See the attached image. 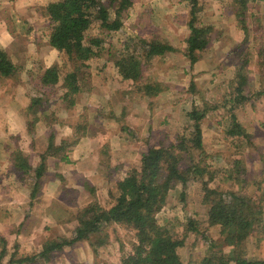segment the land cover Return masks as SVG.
I'll return each mask as SVG.
<instances>
[{
    "label": "rangeland",
    "instance_id": "1",
    "mask_svg": "<svg viewBox=\"0 0 264 264\" xmlns=\"http://www.w3.org/2000/svg\"><path fill=\"white\" fill-rule=\"evenodd\" d=\"M197 1L199 11L196 25L212 28L210 45L198 57L200 63L197 61L190 65L184 55L190 18V7L185 0H132V6L123 18L126 33L117 31L99 35L96 24L87 32L89 36H100L104 40L103 52L98 59L88 62V76L81 84L82 92L73 97V105L72 97L63 98L61 85L42 87L38 73L43 68L38 70L40 67L35 68L32 63L23 68L24 57L17 59L15 65L18 71L15 77H1L0 82H4L7 88L9 85L22 86L25 93L16 94L15 100L17 107L29 118L32 114L28 112L27 106L35 98L41 100V104L35 107L38 112L33 115L40 121L38 124L42 121L47 123L45 127H34V136H29L31 143L24 146L31 153L27 155L29 163L37 166L38 156L50 138L59 146L63 141L69 142L76 131L81 137L75 146L66 149L69 159L67 163L59 162L56 157L46 162L45 182L51 180L50 183L61 185L64 189L60 194V203L54 194L52 204L59 205L65 213L63 222H67H56L62 220V217H56L51 212L44 234L39 230L41 234L35 237V241L22 244L23 250L32 252L27 255H20L18 246L14 249L17 245L14 237L8 243L0 234V252L2 249L9 252L2 260L0 258V264H8L10 258L16 261L38 254L35 251L42 248L45 242L69 236L76 228L79 213L90 204L108 209L117 194L118 180L139 168L142 150L176 145L177 137L182 132L183 136H190L191 130L184 128L188 122L186 114L192 106L201 109L204 106H217L216 110L208 113L201 127L205 133L203 154L195 152L193 156L196 161L200 160L202 167L208 166V172L214 173L208 186L220 192H238L254 200L264 198V63L261 58L264 57V0H246L245 8L240 5V0ZM3 5L0 0V21L3 19L2 14H9L6 5ZM44 8L34 7L35 14L37 12V16L41 15L35 17L34 21L18 24L14 12V22L8 20V34L12 40L19 33L22 35L17 38L19 44L31 43L32 46H29L33 51H36L39 44L37 54L40 58L50 56L44 49V42H48L51 30L48 21L42 16ZM237 12H243L247 32L242 31V24L238 23L241 17ZM36 28L38 31L35 32ZM140 40L160 41L175 48L174 52L155 58L145 66L143 79L160 88L155 97H146L139 89L128 88V84L122 82L118 74L116 78L112 77L116 71L113 62L127 47L138 44ZM103 60L109 63H103ZM56 61L58 63L55 65L60 66L63 75L71 69L60 55ZM194 65L196 69L193 72ZM240 66H243L242 74L246 77L242 93L246 102L236 106L226 102L230 98V91L236 87V70ZM32 68L36 71H32ZM223 103L225 108L218 106ZM231 106L236 107L230 110ZM231 114L243 125L248 135L244 140L235 141L224 134V130L229 127ZM112 119H115L117 129L111 131L103 124ZM138 120L140 124L146 125L145 130L137 127L139 125L135 122ZM149 126L151 129L146 131ZM110 131L112 133L108 137ZM116 132L119 143L114 145L110 137H114ZM18 136L23 137L19 133L8 132L1 136L0 166L5 167V170L9 167L8 173L12 174L8 175L4 185L10 186L17 181L19 186L24 187L33 183L32 174L17 173L15 177L9 157L11 152L23 147L16 140ZM75 149L79 152L74 155ZM185 158L184 165L188 163V157ZM226 170H231L234 176H229ZM168 196L156 219L159 224L167 226L176 238L184 240V246L178 254L182 264H201L206 255L210 254L208 249L213 242L216 244L213 252H219L224 258L232 254L220 227L208 226L206 223L208 207L202 204V180L190 182L183 202H180L179 187L173 188ZM16 200L19 203L26 202L25 194L19 191ZM261 205L264 212V199ZM26 211L14 220L15 224L22 220ZM189 222L194 223L195 232L188 231ZM13 228H16L15 225ZM83 241L85 245L75 243L49 255L48 262L38 261L33 264H121V259L132 253L135 236L125 226L111 225L101 235ZM238 252L248 261H264V213L261 223L239 245Z\"/></svg>",
    "mask_w": 264,
    "mask_h": 264
},
{
    "label": "trees",
    "instance_id": "2",
    "mask_svg": "<svg viewBox=\"0 0 264 264\" xmlns=\"http://www.w3.org/2000/svg\"><path fill=\"white\" fill-rule=\"evenodd\" d=\"M185 1L190 7V18L187 23L189 36L186 39L184 55L189 64L193 65L198 61L199 55L209 47L212 28L197 26L198 1ZM239 2L242 7L246 4V0ZM131 6L132 0H59L48 3L42 13L51 28L49 45L59 53L66 65L71 66V69L64 75L58 65L39 71V84L45 88L61 85L64 90L63 98L72 97L71 105H73V97L82 92L81 84L88 76V62L98 59L103 52L104 40L100 36H89L87 32L96 24L99 35L117 31L126 33L123 18ZM237 15L241 17L238 23L242 24V31L247 32L243 12H237ZM170 52L174 50L168 44L155 40H140L138 44L127 47L113 63L116 73L122 82L128 84V88H137L144 93V96L155 97L159 94L160 88L143 79L145 66L153 59ZM261 58L264 63V57ZM17 71V66L0 48V77H15ZM242 72L243 66L238 67L236 87L230 91V98L226 103L238 106L246 102L242 94L246 86V77ZM190 88L193 89V85ZM40 104L39 98L31 100L30 105L27 106L28 112L36 114L38 111L35 107ZM223 105L224 103L218 106L225 108ZM236 106H231L230 110H234ZM216 108V105L212 108L204 106L202 109L192 106L186 114L188 122L184 128L191 130L190 136L185 137L182 132L177 137L176 145L149 147L145 153H142L139 168L131 170L118 180L117 194L108 209L90 204L79 213L76 228L69 236L47 241L38 254L16 261L10 258L8 264L48 262L52 253L60 252L79 241L91 240L92 236L101 235L111 225L125 226L133 231L135 236L132 253L124 256L121 264H182L178 254L184 246V240L176 238L169 232L167 226L159 224L156 215L165 206L168 194L173 188L179 187L180 202H183L190 182L195 180H202V204L208 207L206 223L208 226L220 227L221 233L226 236V246L231 247L230 251H232V254L224 258L219 252L212 251L216 246L213 242L208 249L210 254L206 255L201 264H264V261H248L238 252L239 245L262 221L264 212L261 204L264 198L254 200L238 192H220L210 188L208 183L212 181L214 173L208 172V166L202 167L200 160L196 161L193 157L195 152L199 155L203 154L201 123L208 113ZM230 118L229 127L224 130V134L235 141L244 140L248 135L243 127L233 114ZM34 126V122L28 121L26 125L28 136H31ZM80 137L76 131L69 142L63 141L59 146H56L50 138L45 151L39 155V163L35 168L30 166L21 149L17 148L10 153V162L17 173L32 174L34 184L32 197H35L37 189L42 185L41 179L46 172L47 160L56 157L59 162L67 163L66 149L75 146ZM16 140L20 142L21 138L18 136ZM184 156L188 157V163L185 165ZM237 161H239L238 157ZM228 173L229 176H234L231 170ZM206 174L209 176L207 177ZM243 183L244 180L241 189ZM188 231L195 232L193 222H189ZM2 243L5 245L4 240ZM5 254L6 250L2 249L1 260Z\"/></svg>",
    "mask_w": 264,
    "mask_h": 264
},
{
    "label": "crops",
    "instance_id": "3",
    "mask_svg": "<svg viewBox=\"0 0 264 264\" xmlns=\"http://www.w3.org/2000/svg\"><path fill=\"white\" fill-rule=\"evenodd\" d=\"M2 1L4 4L3 6L6 5V9L9 11V14L8 16H6V14H2L1 16L3 17V19H1L0 21V48L5 50V52L8 54L12 63L17 64L18 62L17 59L20 57H24L25 59H24L23 68L27 67L28 64L32 63L35 68L40 67L38 68V70L42 68L43 70L48 69L51 66L55 65L56 63H58L56 60L58 59L59 53L49 45V37H48V42L47 40L46 42H44L46 43V47H44V49L46 48L50 56L47 57L46 55L45 57L40 58L39 55L37 54L38 53L37 51L39 49L38 43H37L38 46L36 48V51H33V49L31 48L32 46L31 43L27 42L28 43L27 44L25 42L26 43L25 45L24 44L21 45L18 43L17 38L22 37V35H20L19 33H16V38L12 40V38L8 34L9 33L8 20H11L14 22V19H12L13 18L12 12H14V16H16L15 19L17 20L18 24H20V22L22 21H34L35 17L41 16V15L37 16V12L35 14L34 7H37V8L45 7L44 6L45 4H48L50 2L59 1V0H2ZM7 12L4 11V13H7ZM42 16L44 17V20H47V18L43 15V13H42ZM37 29L38 28H36L34 31L36 32ZM173 50L175 51V48H173ZM107 62L108 61H104L103 63H107ZM193 67H195L193 68V72H194L196 69V66L194 65ZM35 68H32L31 70L35 72L36 71ZM114 73L116 75H114ZM113 76L115 78L117 77L116 71L113 72L112 77ZM1 79L2 78L0 77V80ZM8 81L9 80H7L6 83H8ZM18 93L20 94L25 93L21 85L20 86L16 85L15 87L9 85L7 88L5 87L4 82L3 83L0 82V139H3L1 136L3 135L4 132L19 133L20 135L23 136V137H20L21 140L19 142L20 143L19 145L23 146L20 149L24 153L26 152L25 156L27 157V155L31 154L30 152L26 151V148H24L25 145L28 146L31 143V139L29 138L26 132V125L28 121L34 122L35 124L34 127L38 125L45 127L46 121L45 122L42 121L40 124H38V122L40 121L37 120V117L35 115L32 114L31 117L29 118V115L23 114L21 109L17 107L18 104L16 103V100H15L16 99L15 95ZM17 96L20 97L19 95ZM13 104L15 107H13ZM207 117L208 116H206V118ZM114 120L115 119H112V121L108 122L107 124L106 123L103 124V126L106 127V129L107 128L111 129V131L114 129H117V125L114 122ZM204 120L201 123L202 128L204 125L203 124ZM237 121L243 127L241 122L239 120ZM135 123L136 125H139L137 126L138 128H142V130L143 129L145 130L146 125L144 123L140 124L141 122L139 120ZM128 125L130 126L129 123ZM58 126L61 127L60 124H58ZM202 128H201L202 145H204L203 141H204L205 133ZM150 129L151 128L149 126L146 131ZM111 131L107 133L108 137L112 133ZM31 135H33V133H31ZM117 136H118V133L116 132L114 137L112 138L110 137L111 144L114 143V145H116L117 143H119L118 142L119 138ZM27 149L30 150L31 148H27ZM119 150L122 151L121 149ZM44 151L45 149L43 150V152ZM78 152L79 151L75 149L73 153L75 155V153H78ZM124 152L125 154L127 153L126 151ZM145 152H146L145 150H142V153H145ZM34 155L37 157L36 154ZM65 155L67 156V154ZM60 164L61 163H59V166ZM10 165L15 173L14 176L16 177L17 172L13 168L12 163ZM30 166H32V168H35V165L31 163H30ZM8 169L9 167H7L5 170V167L0 166V234L5 237V241L8 243H10L11 238L14 237V241H16V244H17L16 246H14V249L16 250L18 246V252L20 253V255L21 254L27 255V254H31L32 252H27V250H23L22 244L29 243L30 241H35V237H37L41 233L44 234L45 226L48 225V222L51 217V215H49L51 214V212L56 217H60V218L62 217V220H59L56 222L62 223V224L64 222H67V221L63 222V219H65L63 218L65 216V213L60 209L59 205L52 204V200H53L52 196H54V194H55V197L58 198V203H60V194L64 189L61 185L59 186L58 184L50 183L49 181L51 180L45 182L47 178V174L46 175L44 174L43 177L45 180L42 178L41 187L37 189V193L35 197H32L31 193H32V190L34 189L33 183L32 184L28 183L27 186H24V187L19 186L17 181L14 184H10V186L4 185L7 183L6 181H7L8 175H12L8 173V171H10ZM19 191L25 194L26 202L19 203L16 200V195ZM26 209H27L26 214L21 218L22 220H20L18 223L15 224L14 220L16 221L19 217H21L20 214H22V212ZM33 224H37V226H31ZM13 225H15L16 228H13ZM39 230H41L40 234H39ZM77 243L80 245L82 244L85 245L86 242L79 241ZM37 246L39 247V245ZM9 247L10 246L8 245V249ZM39 248L37 249L38 251H35L36 253L40 252ZM8 253L9 252L6 251L5 256H7Z\"/></svg>",
    "mask_w": 264,
    "mask_h": 264
}]
</instances>
